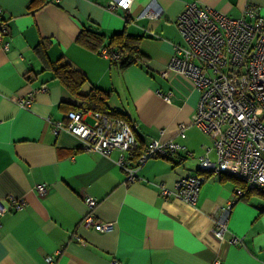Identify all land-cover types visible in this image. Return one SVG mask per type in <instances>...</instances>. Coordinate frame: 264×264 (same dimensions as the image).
I'll use <instances>...</instances> for the list:
<instances>
[{"label":"crops","instance_id":"crops-1","mask_svg":"<svg viewBox=\"0 0 264 264\" xmlns=\"http://www.w3.org/2000/svg\"><path fill=\"white\" fill-rule=\"evenodd\" d=\"M31 1L0 0V21L8 28L0 36V203L6 208L0 214V264H213L217 257L220 264H264V195L234 201L219 240L211 228L239 188L231 179L208 174L194 207L159 193L160 182L172 188L179 177L198 173V157L213 137L193 124L198 92L191 79L166 70L173 45H184L175 18L193 0H156L157 18L135 17L150 0H132L128 10L109 9L110 0H40L29 6ZM194 1L235 18L246 6L264 13V0ZM83 27L97 28L106 40L121 30L139 36L145 62L121 67L85 48L75 41ZM41 41L48 60L63 58L86 75L80 94L108 92L107 109L136 124L137 150L151 139H172L191 155L150 158L138 179L127 182L118 150L106 156L84 151L77 136L54 134L47 120L63 119L81 99L44 68L35 50ZM43 83L46 90L36 91ZM30 91L33 100L21 106L17 99ZM181 123L184 138L177 135ZM208 157L216 159L213 149ZM229 168L236 170L237 163ZM38 184L47 186L42 195ZM9 195L23 198V208H12ZM85 195L96 201L95 219L114 222L113 229L80 225L89 211Z\"/></svg>","mask_w":264,"mask_h":264},{"label":"built area","instance_id":"built-area-1","mask_svg":"<svg viewBox=\"0 0 264 264\" xmlns=\"http://www.w3.org/2000/svg\"><path fill=\"white\" fill-rule=\"evenodd\" d=\"M131 2L110 0L108 8L128 10ZM160 12L161 7L156 0H150L135 17L148 15L157 18ZM175 23L184 45H173L166 70L179 72L191 79L198 92L193 124L203 133L213 134V137L211 144L198 157V173L179 177L172 188L160 182L159 193L165 199L173 197L194 207L208 174L230 175L247 187L264 190V13L257 7L246 6L242 15L235 18L193 0L185 3ZM7 33V25L0 23V36ZM3 47L7 48L8 43L5 42ZM99 55L118 60V55L107 48L100 49ZM45 90L46 84L43 83L36 91ZM34 92L17 99L18 103L29 106ZM87 115L92 117V122L85 120ZM47 121L54 134L67 131L77 136L84 151L106 156L112 150H118L117 161L127 182L138 179V169L150 158L167 157L181 151L191 155L180 141L172 139L165 142L151 139L137 151L134 122L84 107L66 112L61 120ZM185 129V124L178 125L179 138L185 137ZM210 149L215 151V160L208 157ZM232 161L237 163L236 170L229 168ZM35 189L42 195L47 186L38 184ZM242 194V189L236 188L229 204L223 206L214 219L211 232L217 239L223 238L230 206ZM83 199L89 211L80 225L97 231L113 229L114 222L95 219V199L90 195ZM6 200L15 210L22 209L25 204L23 198L12 195ZM4 211L6 208L0 203V214ZM75 238L82 241L79 236ZM47 261L53 263V256H48ZM220 263L221 259L217 257L213 264Z\"/></svg>","mask_w":264,"mask_h":264},{"label":"trees","instance_id":"trees-1","mask_svg":"<svg viewBox=\"0 0 264 264\" xmlns=\"http://www.w3.org/2000/svg\"><path fill=\"white\" fill-rule=\"evenodd\" d=\"M39 1L40 0H32L29 6L36 4ZM0 23H2V21H0ZM139 39V36H131L127 34L125 30H121L120 32L112 34L108 40H106V37L100 33L97 28L83 27L78 33L75 41L83 45L85 48L96 51L98 54L100 49L107 48L109 52L118 55V60L115 61L110 59V61L118 63L121 67H125L132 63L142 64L145 62L146 56L138 49ZM35 50L39 58L44 60V68L52 73V78L57 80L69 92L81 99V105L78 109L84 107L90 111L102 112L128 121L120 114L111 112L107 109L105 100L108 97V92L92 88L89 93L85 95L80 94L79 89L82 84L86 82V75L82 71L74 68L63 58H59L55 61L48 60L46 56V44L43 41L36 45ZM141 149L142 148H139L137 151H140ZM222 177L223 179H231L235 183V187L242 189L243 194L240 198H246L251 193L264 195V192H256V188L247 187L244 182L233 176L222 175Z\"/></svg>","mask_w":264,"mask_h":264},{"label":"rangeland","instance_id":"rangeland-1","mask_svg":"<svg viewBox=\"0 0 264 264\" xmlns=\"http://www.w3.org/2000/svg\"><path fill=\"white\" fill-rule=\"evenodd\" d=\"M92 121H93V119L89 118L87 122H89V123H90V122H92Z\"/></svg>","mask_w":264,"mask_h":264}]
</instances>
